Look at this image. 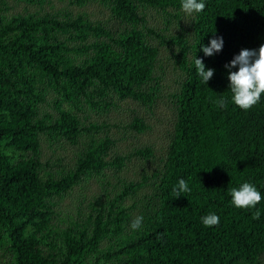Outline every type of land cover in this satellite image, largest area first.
I'll return each instance as SVG.
<instances>
[{"label":"rangeland","instance_id":"rangeland-1","mask_svg":"<svg viewBox=\"0 0 264 264\" xmlns=\"http://www.w3.org/2000/svg\"><path fill=\"white\" fill-rule=\"evenodd\" d=\"M132 6L136 21L118 11L116 0H0V44L9 50L0 71L7 77V92L28 106L38 142L36 171L50 218L36 237L42 255L51 256L47 264H92L158 220V184L174 129L173 105L185 79L173 55L183 38L191 59L194 14H185L181 6ZM117 20L123 29L138 30L157 53L150 78L135 88L141 94L136 102L119 99L94 80L82 87L81 78L64 75L95 62L99 45H112L114 35L108 32ZM132 113L143 121L141 133L127 126ZM63 114L76 120L74 142L55 127ZM1 150L13 161L23 156L11 147ZM137 216L144 219L134 231L130 224ZM4 231L0 226V264H12ZM32 232L26 226L25 235ZM251 264H264V256Z\"/></svg>","mask_w":264,"mask_h":264},{"label":"trees","instance_id":"trees-1","mask_svg":"<svg viewBox=\"0 0 264 264\" xmlns=\"http://www.w3.org/2000/svg\"><path fill=\"white\" fill-rule=\"evenodd\" d=\"M116 1L118 11L130 21L138 19L133 3L156 8L181 6V0ZM204 3V11L194 13L191 23V59L187 60L189 47L183 38L177 41L173 55L176 65L185 71V79L173 105L174 129L158 184V220L152 229L100 255L92 264L100 260L110 264H251L264 256V93L250 110L238 108L231 102L229 69L225 67L242 49L258 51L264 44V0ZM112 26L108 32L114 35L112 45H99L95 62L64 75L81 78L82 87L94 80L119 99L136 102L141 94L135 88L150 78L157 53L143 42L138 30L123 29L120 20ZM219 37L223 38L222 50L205 56L201 47ZM8 53L0 44L1 64L7 65ZM195 58L203 61L205 70H215L207 85L197 74ZM7 84L0 71V226L5 227L14 255L12 264H47L51 256L42 255V242L36 237L50 218L49 207L42 204L36 171L38 142L28 106L7 92ZM222 98L227 107L218 106ZM55 125L66 140L75 141V119L63 114ZM127 126L136 134L144 130L135 113ZM2 146L23 156L13 161ZM180 179L188 183L190 191L177 198L173 188ZM244 182L261 193L255 208L240 209L231 203L230 189ZM257 210L261 215L254 219ZM210 213L219 216V225L202 224L201 218ZM26 226L33 230L31 234L25 235Z\"/></svg>","mask_w":264,"mask_h":264},{"label":"clouds","instance_id":"clouds-1","mask_svg":"<svg viewBox=\"0 0 264 264\" xmlns=\"http://www.w3.org/2000/svg\"><path fill=\"white\" fill-rule=\"evenodd\" d=\"M206 4L204 0H181V10L191 16L194 13L204 11ZM223 48V38H214L210 40L209 46H202L201 50L205 56H212L214 53H219ZM195 65L198 76L207 85L208 81L214 75V69L205 70V65L201 59L195 58ZM229 69V89L232 93L231 102L242 110H250L261 100V95L264 93V44L259 47V50L242 49L239 55L234 56L228 65ZM238 71H231L237 68ZM218 106L227 107L226 99L217 101ZM190 191L188 183L184 179H180L178 185L173 188L176 197H180L182 192ZM231 203L236 208L251 209L255 208L261 200L262 196L256 186L250 182L242 183L239 188L230 189ZM261 213L257 210L253 218L259 219ZM144 217L137 216L130 224V228L138 231L142 227ZM202 224L205 227L219 225L220 218L215 213H210L201 218Z\"/></svg>","mask_w":264,"mask_h":264}]
</instances>
